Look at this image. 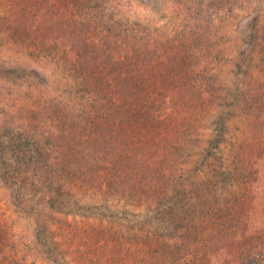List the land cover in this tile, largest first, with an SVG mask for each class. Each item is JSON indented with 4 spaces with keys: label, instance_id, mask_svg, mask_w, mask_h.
<instances>
[{
    "label": "trees",
    "instance_id": "16d2710c",
    "mask_svg": "<svg viewBox=\"0 0 264 264\" xmlns=\"http://www.w3.org/2000/svg\"><path fill=\"white\" fill-rule=\"evenodd\" d=\"M110 1L0 0L2 10L20 19L5 33L7 43L32 48L30 52L35 56L58 62L75 79L73 91L84 106L97 110V118L87 119V133L82 129L78 137L82 147L69 146L71 156L85 159L82 166L91 175L78 177L72 163L60 165L55 156L51 169L57 185L65 184L66 177L71 185L80 183L85 190L91 178V185L100 193L134 198L140 205L159 210L169 208L177 219L174 242L161 244L156 235L148 234L143 246L150 264L156 262L149 247H153L154 255L160 253L157 261L171 256V249H175L174 264H184L181 259L189 255L195 257L192 264H252L256 259L253 253L264 248V190L252 191L262 188L258 186L259 180L264 182V153L257 152L264 149V140L260 138L264 137V128H259L254 138L251 134L244 150L243 144L233 143L238 153L232 170L219 168L203 178L199 169L189 166L201 142L194 138L195 129L188 124L189 119L214 104L221 87L218 74L202 65V55L211 53L212 45L210 33L200 25V16L204 20L209 15L204 8L200 9L202 0H176V17L159 25L127 17L123 20L106 6ZM235 1L221 0L219 4L232 11ZM209 4L211 9L213 3ZM27 28L31 40L19 41ZM124 67L127 72H123ZM101 69L104 71L100 72ZM114 70L119 71L117 76ZM164 88L167 95L159 96V90ZM52 103L39 106L46 113L48 107L66 113ZM186 121L188 128H184ZM246 121L248 128L250 124L254 130V120ZM197 123L193 120L195 126ZM157 124L168 132L164 140L156 139ZM66 130L65 124L60 126L62 136L66 135L62 149L60 146L58 150L60 154L64 142L73 140L74 134ZM40 145L48 143L22 142V148L39 154L37 157L44 154ZM4 146L1 142L3 168ZM35 159L27 168L38 173L37 168L42 167ZM7 168L14 176V169ZM234 182L243 194H235L226 203L221 193ZM2 226L0 214V264H9L5 259L15 254L14 239ZM68 229L71 234L75 231ZM76 236L82 252H94L103 239L101 232L88 229ZM185 262L189 264L190 260Z\"/></svg>",
    "mask_w": 264,
    "mask_h": 264
},
{
    "label": "rangeland",
    "instance_id": "374dc122",
    "mask_svg": "<svg viewBox=\"0 0 264 264\" xmlns=\"http://www.w3.org/2000/svg\"><path fill=\"white\" fill-rule=\"evenodd\" d=\"M219 2L221 0H202L200 8L209 13L204 20L200 16V25L203 31L210 33L212 42L210 47L208 39L211 53L202 55V65L211 67L213 73L218 74L217 83L221 84L217 93L219 97L210 107L191 116L188 123L195 129L194 138L201 141L189 166L199 169L203 178L219 168L232 170L238 153L233 143L243 144L244 150L251 134L254 138L258 129L264 128V0H237L231 5L232 11H227L226 7L222 9ZM209 3H213L211 9ZM175 5L176 0H111L106 3L123 20L127 17L147 25L164 24L174 19ZM217 7L220 9L216 10ZM19 20V16L0 8V143L5 144L2 160L6 162L5 168L0 165V214L4 222L2 229H7L12 235L15 245L14 256L7 257L5 262L150 264L145 254L147 248L143 246L148 234L156 235L161 244L173 243L177 219L167 207L159 210L155 206L140 205L134 198L100 193L91 185V178L85 190L81 189L80 183L71 185L66 177L65 184L61 182L63 185H57L51 169L55 156L60 159V165L72 163L78 177L91 175L85 173V166H82L85 159L71 156L69 146L82 147L78 137L83 130L87 133V119L97 118V110L84 106L79 95L73 91L75 79L58 62L35 56L30 52L32 48L7 43L5 33H9ZM29 34L27 28L19 41H30ZM101 67L109 70L105 64ZM123 72H127L126 67ZM114 74L117 76L119 71L114 70ZM167 92L164 88L159 90L158 95H167ZM50 101L66 113L61 114L51 107L46 113L43 107L40 108L41 103ZM37 117L38 120L35 119ZM246 118L254 120V130L250 124L248 128ZM195 119L199 121L196 126L193 124ZM177 120L180 121L179 116ZM63 124L67 132L70 130L74 134L71 137L73 140L64 142L61 151L64 155L58 152L66 137L60 131ZM156 128V139L164 140L167 130L159 124ZM184 128H188L187 121ZM260 138L264 140V137ZM26 141L38 145L48 143V146L40 145L44 154L37 157L39 154L22 148V142ZM257 152L260 155L264 149L259 148ZM34 158L35 163L39 161L38 167H42L37 168L38 173L27 168ZM7 167L14 169V176L5 170ZM258 186L262 188L251 190L254 193L263 192V180H259ZM242 192L238 183L234 182L228 185L226 192L221 193V197L227 203L232 196ZM78 226L80 228L76 229ZM71 227L75 230L73 234L69 233L71 229L68 228ZM86 229L101 232L103 236L93 250L98 255L80 251L76 235ZM149 248L156 264H174L175 249H171V256L166 255L157 261L160 253L154 255L153 247ZM253 254L256 259L252 260V264H264V248L256 249ZM190 256L186 259L192 264L195 257ZM13 257L17 259L15 262ZM186 259L182 258L181 262L186 264Z\"/></svg>",
    "mask_w": 264,
    "mask_h": 264
}]
</instances>
